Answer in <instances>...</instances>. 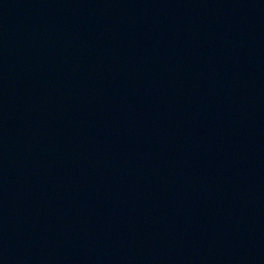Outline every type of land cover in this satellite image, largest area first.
Returning <instances> with one entry per match:
<instances>
[{"label": "water", "instance_id": "obj_1", "mask_svg": "<svg viewBox=\"0 0 264 264\" xmlns=\"http://www.w3.org/2000/svg\"><path fill=\"white\" fill-rule=\"evenodd\" d=\"M0 264H264V0H0Z\"/></svg>", "mask_w": 264, "mask_h": 264}]
</instances>
